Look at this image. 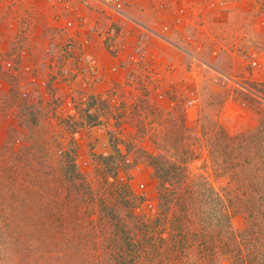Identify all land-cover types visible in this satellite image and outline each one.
I'll use <instances>...</instances> for the list:
<instances>
[{
	"label": "rangeland",
	"instance_id": "obj_1",
	"mask_svg": "<svg viewBox=\"0 0 264 264\" xmlns=\"http://www.w3.org/2000/svg\"><path fill=\"white\" fill-rule=\"evenodd\" d=\"M53 7L0 54V264H264V0H212L178 78L136 69L73 115L25 69L61 57Z\"/></svg>",
	"mask_w": 264,
	"mask_h": 264
},
{
	"label": "built area",
	"instance_id": "obj_2",
	"mask_svg": "<svg viewBox=\"0 0 264 264\" xmlns=\"http://www.w3.org/2000/svg\"><path fill=\"white\" fill-rule=\"evenodd\" d=\"M51 2L53 6L60 8L52 15L49 28L57 35L58 40L53 43V47L60 51L61 57L48 56L44 65L48 71L44 76L39 77L32 65L26 66L25 69L28 81L38 83L44 90L53 91L62 84L61 100L58 102L62 104L67 115H73L76 112L90 110L91 100L106 96L111 86L117 84L116 77L119 75L120 67L117 65L106 67L90 48L95 47L97 40L110 55L113 57L119 55L122 49V45L119 44L122 30L117 19L125 16L124 7L127 0H51ZM74 3L92 9V18L85 13L77 15L73 13L71 5ZM72 13L75 15L72 16ZM101 24H104V27H101ZM75 51H79L76 56ZM127 61L135 71L149 70L140 48L131 49ZM7 64L15 68L14 64L11 65L10 62ZM252 64L255 65V62ZM196 101V97L189 98L185 104L192 106Z\"/></svg>",
	"mask_w": 264,
	"mask_h": 264
},
{
	"label": "crops",
	"instance_id": "obj_3",
	"mask_svg": "<svg viewBox=\"0 0 264 264\" xmlns=\"http://www.w3.org/2000/svg\"><path fill=\"white\" fill-rule=\"evenodd\" d=\"M7 2H13V5ZM211 2L212 0H127L124 7L125 16L117 19L123 35L119 39V44L122 45L119 55L115 57L109 55L97 40L92 49L106 67L110 65L120 67L117 81H122V76L133 75L134 67L128 63L127 56L135 47L143 52V58L150 70L148 74L152 69L161 80H175L179 76L175 67L188 61L191 64L192 59L196 60L193 52L204 48L203 43L212 46L210 45L212 42L200 41L197 30L192 27L194 19L198 28L201 21H209L213 10L209 13L206 7H210ZM49 4L50 0L1 2L0 54L11 49L13 35L7 28L8 18H11V15L17 18L21 13L28 11L33 13L36 10L46 15L52 8L54 9ZM33 50L36 51L37 47H33Z\"/></svg>",
	"mask_w": 264,
	"mask_h": 264
}]
</instances>
